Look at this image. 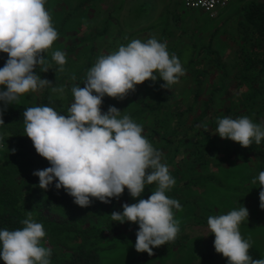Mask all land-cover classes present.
<instances>
[{"label": "clouds", "instance_id": "1", "mask_svg": "<svg viewBox=\"0 0 264 264\" xmlns=\"http://www.w3.org/2000/svg\"><path fill=\"white\" fill-rule=\"evenodd\" d=\"M45 3L0 0V52L8 57L0 68V102L5 106L45 87L53 93L65 91L36 74L37 66L42 72L49 71L44 57L58 38ZM52 61L63 72L66 54L54 51ZM184 75L179 58L169 54L166 42L155 37L134 39L119 46L118 51L100 56L87 71L84 86L71 88L74 102L67 115L47 105L28 107L23 112L25 136L50 164L33 172L39 187L47 191L55 181V188L63 189L81 208L90 206L93 199L108 204L127 189L138 202L125 203L122 213L113 212L110 217L120 224H138L135 250L149 256L154 248L174 242L180 232L173 210L182 211L181 204L166 195L176 181L161 162L163 154L142 135V126L127 114L121 117L114 106L102 113V101L105 96L123 100L137 85L158 78L164 81L162 87L169 89ZM4 110L0 109V125H4ZM216 133L221 139L249 148L253 141L259 145L264 140V124L254 123L248 116H225L218 120ZM258 181L259 206L264 210V171ZM256 182L253 179L252 183ZM153 184L156 188L150 197L140 199L146 185ZM248 217V209L241 205L207 219L215 237V251L228 264H264V259L250 257L251 241L240 233V225ZM21 223L22 229L0 230V259L4 264H50L51 249L41 245L46 236L43 224L33 219L32 212H27Z\"/></svg>", "mask_w": 264, "mask_h": 264}, {"label": "trees", "instance_id": "2", "mask_svg": "<svg viewBox=\"0 0 264 264\" xmlns=\"http://www.w3.org/2000/svg\"><path fill=\"white\" fill-rule=\"evenodd\" d=\"M137 12H139V17L148 15L144 4L139 7ZM243 12L244 19L238 23L241 50L239 54L243 58L237 63L240 77V83H238L242 89L240 98L242 100L237 102L236 98L232 101L234 108L231 106L221 107L217 111L213 109V105L210 107L211 104H214V95L227 93L226 84L230 79L227 71L224 70L222 71L224 74L222 87L219 90H214L215 92L210 95V103L207 104L202 115L193 122L192 126L187 129L182 127L199 103L200 90L205 83L207 72L212 70L211 66L218 67L220 65L219 55L209 47L207 53L208 56H212V60L208 62V67L204 66V59L199 58L195 51L188 58L187 65H183L185 63L183 53L168 51L179 58L185 69V74L194 78V85L191 89L194 92V94L191 93L193 94V103L184 111H180L178 108L175 112L171 111L173 106L179 104L171 91L156 92L145 89L143 94L139 96L130 92L123 100L105 96L102 101V113H107L108 108L114 106L121 111V117L125 114L129 115L137 124L142 126V135L158 151L162 148L161 142L166 146L179 142L188 148L189 145H195L192 141H185L187 138L189 140L192 137L195 140H203L201 146L195 147L194 153H190L192 161L187 164V173H192L197 168L211 167L212 163L214 166H220L235 160L246 159L249 156H253L260 164L261 172L264 171V140L259 145L253 141L249 148H243L238 143L232 147L230 146L231 140L221 139L216 133L218 120L225 116L231 118L235 116V119L248 116L254 123L264 124V3L247 2L243 6ZM80 15L81 12H76L67 13L66 16H63L59 29L56 30L58 38L64 35L65 27L69 21L78 18ZM95 55V52L92 51L91 56ZM93 65L94 63L89 61L85 68L74 72L66 69L62 75L57 72L58 66L55 62L47 64L49 68L47 72H42L40 66H37L36 74L41 79H46L53 86H62L65 89L63 94L51 92L50 87L37 91L39 106L47 105L53 107L58 113L67 115L68 108L74 102L71 88L84 86L86 73ZM220 67L223 68L221 65ZM135 102L138 106L134 107L133 112H129L130 106L134 105ZM2 118L4 125H0V230L22 229V220L27 218V212H32L33 219L43 224L46 236L41 241V245L51 249L50 264H101L102 254L118 245L116 242L108 244V237L111 239L118 237L127 243L136 238V231L128 237L125 236L132 232L135 224L128 222L120 224L110 217L113 212L122 213V205L125 203L138 202V199H133L130 196L127 189L119 199L113 198L108 204L93 199L90 206L86 208L76 205L73 198L63 189L57 190L55 181L49 185L47 191L42 190L39 187V178L34 176L33 172L46 169L50 167V164L36 153L31 140L25 136L21 109L12 112L10 115H4ZM205 119L210 123L211 128L204 131L196 128L197 123ZM220 142L224 143L226 155L216 158L215 156L222 149ZM164 144L163 146H165ZM175 153L179 154L178 147L175 148ZM179 159L178 157L171 161L174 174L179 170V166L182 167ZM174 174L172 175L173 178L175 177ZM185 177L179 175L180 181H177V189L173 197L184 195L185 198H188L191 196L190 193L199 189V186H206V182L209 181L208 176L196 177V175H191L187 179ZM155 187V184L146 185L140 199H148ZM173 197L170 196L169 198ZM243 198H247V196ZM256 200L260 202L258 199ZM254 211L255 219L259 217L264 220V210L257 211L255 209ZM192 217L194 218V214ZM196 222L197 224L207 223L201 219H196ZM136 229L139 230L138 225H136ZM165 248L164 246L155 248L152 256L146 253L145 256L134 258L132 261L141 264L161 251L166 252L167 249ZM206 248L207 251L201 264H228L226 259L221 258V254L216 253L214 239L207 242ZM248 254L252 259H261L262 257L260 250L254 246L250 247ZM140 260L144 261L141 262ZM0 264H4L2 259H0Z\"/></svg>", "mask_w": 264, "mask_h": 264}, {"label": "rangeland", "instance_id": "3", "mask_svg": "<svg viewBox=\"0 0 264 264\" xmlns=\"http://www.w3.org/2000/svg\"><path fill=\"white\" fill-rule=\"evenodd\" d=\"M251 1L264 3V0H232L230 6L214 19L200 11L188 10L178 2L179 17L166 19L157 18L152 10L153 5L146 0H46L45 8L50 13L51 22L56 30L59 29L63 16L67 13L81 12V15L69 21L64 35L53 43L44 58L48 60V63H52L54 51L64 52L66 54L64 70L74 72L85 68L89 61L95 64L100 56L118 51L119 46H126L134 39L147 41L155 37L158 41L167 43L168 51L183 53L185 60L183 65H187L188 58L195 51L199 58L204 59V66L208 67L212 56H208L207 51L211 47L212 51L219 55V63L223 68L220 65L218 67L213 65L212 70L207 72L205 83L200 90L199 103L195 106L193 114L187 118L186 124L182 126L187 129L202 115L207 104L210 103V95L215 92L214 90L222 87L224 76L222 71L226 70L230 79L226 84L227 93L214 95V104L210 107L213 105V109L216 110L221 107H232V101L236 98L237 102H241L242 89L239 84L237 63L243 56L241 58L239 54L241 50L238 23L244 19L243 6ZM142 4L146 5L148 15L139 17L137 11ZM92 51L95 52V56H91ZM7 59V55L0 52V68L4 66ZM57 72L60 75L64 74L58 70ZM193 83V76L185 74L180 77L179 83L169 88L172 90H168L162 87L164 82L158 78L156 82L146 81L137 85L133 94L139 96L145 89L156 92L171 91L179 102L178 106H173L171 111L175 112L177 108L184 111L193 103L194 92L191 91ZM134 105L130 106L129 112H133L134 107L138 106L136 102ZM34 106H39L37 92L23 95L19 103L5 106L3 102H0V109H5L3 116L10 115L18 109H21L23 115L26 108ZM233 118L235 119V116ZM196 128L204 131L205 128L210 129L211 125L205 119L199 121ZM185 141H192L195 146L189 145L186 148V145L179 142L166 146L161 142L160 151L163 154L161 162L168 166L170 175L174 174L171 161L179 157L182 165L174 174L175 185L166 192V195L175 196L180 174L186 176V179L191 175L208 176L209 181L206 182V186H199V189L192 193L187 190L191 194L188 198L184 195L173 197L182 207V211L173 210L174 219L179 221L180 232L174 242L164 245L166 252L161 251L145 261L140 260L144 261L141 264H201L207 251V242H211L215 237L211 235L206 222L197 224L196 219L207 221L209 216L227 214L234 209H239L241 205L249 212L248 221H243L239 228L242 238L250 239L251 246L258 248L262 255L261 259H264V220L259 217L254 218V210H261L260 202L256 200H259L258 193L261 190L258 176L262 168L258 161L253 156H249L220 166H214L212 163L211 167L197 168L192 173H187V164L192 161L190 153H194V148L200 147L204 141L195 140L193 137ZM219 144H222L220 146L222 149L217 153L216 158L226 155L224 143ZM236 144L230 141V146L233 147ZM176 147L179 148L178 155L175 153ZM253 179H257L255 184L252 183ZM246 196L247 198H243ZM136 225L138 224H135L132 232L125 236L128 237L134 231L137 232ZM107 241L108 244L116 242L118 245L102 254L101 264H140L133 263L132 260L146 254L135 250L136 238L128 243L118 237L113 239L108 237ZM220 256L225 260L222 255Z\"/></svg>", "mask_w": 264, "mask_h": 264}, {"label": "built area", "instance_id": "4", "mask_svg": "<svg viewBox=\"0 0 264 264\" xmlns=\"http://www.w3.org/2000/svg\"><path fill=\"white\" fill-rule=\"evenodd\" d=\"M171 1V0H167ZM188 10L201 11L210 18H216L232 0H180Z\"/></svg>", "mask_w": 264, "mask_h": 264}, {"label": "crops", "instance_id": "5", "mask_svg": "<svg viewBox=\"0 0 264 264\" xmlns=\"http://www.w3.org/2000/svg\"><path fill=\"white\" fill-rule=\"evenodd\" d=\"M146 1H148L149 3H151L153 5L154 8L152 10L156 14L157 18L162 17V18H166V19H168L169 17H173V18L179 17L177 3L180 2L183 5V3L180 0H171V1H167V0H146ZM184 8H185V6H184Z\"/></svg>", "mask_w": 264, "mask_h": 264}]
</instances>
